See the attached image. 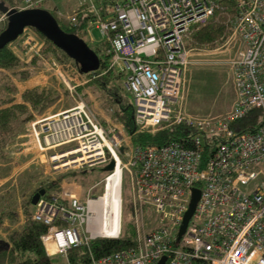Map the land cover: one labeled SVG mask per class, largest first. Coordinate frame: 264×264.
<instances>
[{"label": "built area", "instance_id": "1", "mask_svg": "<svg viewBox=\"0 0 264 264\" xmlns=\"http://www.w3.org/2000/svg\"><path fill=\"white\" fill-rule=\"evenodd\" d=\"M43 1L26 0L23 7ZM77 1L71 14L58 15L77 29L85 19L84 32L95 27L105 36L106 70L126 73L137 132L184 126L167 143L135 145L118 125L105 126L83 99L32 122L53 171L115 160L122 187L129 181L134 243L92 264H159L163 258V264H264V0H236L231 37L222 46L244 43L227 61L238 98L229 114L216 119L187 114L183 93L191 57L199 50L187 46L186 34L214 14L219 0ZM10 44L26 66L37 60L42 72L62 79L71 92L77 87L68 66L44 52L45 40L34 28L26 27ZM72 70L82 75L78 65ZM253 110L259 111L254 129L233 128ZM195 188L200 198L180 234ZM103 194L84 199L79 184L69 182L60 192L40 196L33 218L48 225L42 238L49 255L107 237L95 230L102 219L93 220L99 205L92 204ZM119 198L122 228L123 194ZM120 236L121 231L115 237Z\"/></svg>", "mask_w": 264, "mask_h": 264}, {"label": "trees", "instance_id": "2", "mask_svg": "<svg viewBox=\"0 0 264 264\" xmlns=\"http://www.w3.org/2000/svg\"><path fill=\"white\" fill-rule=\"evenodd\" d=\"M8 5L16 4L13 2ZM236 14V0H219V7L205 23L192 25L186 34L185 40L187 46L190 48L207 49L215 48L223 44L232 31ZM59 22L64 30L77 33L83 39L85 38L82 35L87 36V32L84 33L82 31V27H84L86 22L85 19L79 26V30L68 23L67 25L62 21ZM38 33L45 40V53L54 52L59 59L68 60L73 65H76L72 58L52 41L47 39L43 33L40 31ZM102 42L91 45L100 54V69L95 72L83 74L92 77L91 75L94 74L96 76L103 72L102 70L108 68L109 54L105 51L104 45L106 42L104 44ZM23 63L24 61L20 60L8 45L0 49V68L10 71L20 80L28 79L31 76L30 70L18 69ZM109 70H106L102 76L93 77L88 83L94 88H101L99 90H101L100 94L104 101L105 95H107L109 104L105 105L106 109L110 110L111 106H113V113H111L113 119L123 123L127 133L132 135V140L135 145L163 144L179 137L181 130L184 128L183 124L171 125L155 132H137L134 122V104L126 102L120 95L117 87L109 85L113 77L120 76L117 74L113 75L115 72L111 69ZM0 75V82L3 78L7 81L5 86L3 85L4 88L0 89L1 168V166L5 165L4 163L12 161L15 153L20 149L17 143L18 138L28 130V124L33 119L32 116L34 114L31 111L33 110L39 114L45 112L56 103L60 92L53 84L36 85L27 88L22 93V102H13L15 94L19 91L18 87L12 82L10 74L5 71H0ZM258 114V110L251 111L248 115L238 119L234 123L233 128L240 130L254 129L259 116ZM76 173L77 171L53 177L52 175L50 177H44L41 183L33 189L35 191L46 189V195L53 192V190L60 192L65 186L68 177L72 175L76 176ZM31 179L36 180L34 177H31ZM19 184V193L16 194L12 190L13 193L8 192L6 196L4 193L0 194V264H56L55 261L58 257L50 256L47 253L42 238L48 230V225L33 218L35 210V204L32 202L34 190L31 187H33V183L28 182L30 189L25 187V182H20ZM4 232L5 236L3 235ZM133 243L134 230H130L127 227L120 237L95 238L91 240L89 246L80 245L69 248L64 254V258L66 264H92L91 253L95 257H100L127 248L133 245Z\"/></svg>", "mask_w": 264, "mask_h": 264}, {"label": "rangeland", "instance_id": "3", "mask_svg": "<svg viewBox=\"0 0 264 264\" xmlns=\"http://www.w3.org/2000/svg\"><path fill=\"white\" fill-rule=\"evenodd\" d=\"M4 1L7 4L13 2L16 4L12 6L23 7L24 4H26L25 3L26 0H4ZM66 2L70 6L68 9L65 8ZM54 3L59 4V6L56 7L58 11L63 12L64 10L67 15L71 14L78 6L77 0L76 3L75 0H46L42 2L40 6L47 7L53 13ZM58 11L57 13L54 12L53 14H58ZM64 20L58 19V21H64L65 24H67L68 21L66 19ZM6 23L7 20H2L0 22V32L1 29L5 28ZM84 30L85 29H83L82 27L83 32ZM83 32L82 34L85 33ZM92 33L95 39H100V40L105 39V36L101 33V31L99 29H96L95 27L92 28ZM82 36H84V38L88 40V37L86 35H82ZM229 37H231V33L229 34L228 38ZM104 42H102V44H104ZM10 43L8 44L9 48H11L13 45V44L11 45ZM96 43L97 42H93L90 44V46ZM222 45L223 44L215 48L221 47L223 48V50L226 49V47ZM104 46L106 51L107 43ZM215 48L199 49L201 51L199 52L196 51L194 54L195 57L197 58V62H195V64L193 65L189 64L188 66L187 80L183 93V99H184V107L186 105L187 110L193 113L191 112L188 113L185 110V108L184 110L187 114H189L191 117L194 118L210 117L216 119L222 117L223 114L233 109L236 100L237 93H236V89L234 88L235 85L233 81V72L231 71L230 65L227 63V61H225L235 56V52L237 48L236 44L232 45L229 48V50L226 51V53H223L221 50H217L216 52H213ZM14 51L13 52L20 58V60L24 61V57L20 54L19 50L14 49ZM47 55L58 58V56L54 52H47ZM59 60L63 64H65V66H68L67 70L71 73V75H73L74 79H77L76 84L78 85L76 88L73 89L74 90L73 92L69 90L67 84L62 79H60L53 73L48 74L42 72L45 71L46 69L43 68L41 63H39L37 60H35V64L31 66H26L24 62L22 66L18 68L22 70L24 69L30 70L31 76L25 80H20L15 74H12L10 71L0 68V71H5L6 73L10 74V78L12 82H14V84H16V86L18 87L19 91L15 94L14 97L15 99L13 102H17L18 100H20L22 98V93L28 87H32L34 85L36 86L41 84H46V85L53 84V86L56 87L60 92L59 98L56 101V103L53 104L51 107H49L45 112L39 114L33 110L31 111V113L34 114L32 116L33 119H31L28 124V130L25 133L21 134V136L18 138L17 143L20 149L15 153L14 159L12 161L8 163H4L5 165L1 166L0 168V194L4 193L6 196L8 192L13 193L12 190L15 191L16 194L19 193L20 182L23 183L25 182L26 184L25 187L28 189H30L28 182H32L33 187L31 188L33 189L34 187L38 186V184L41 183L46 173L49 174L48 177H50L51 175L53 177L74 171H77L76 176L72 175L68 177L65 186L66 184L68 185L69 182L78 183L81 189V196L84 199H87L90 196L97 197L105 192V177H107L108 175L107 172H110V171H106L105 169L107 164L85 169V171L84 169H78V168L62 170L61 172L53 171L51 164L48 161H46L48 157V152L46 153L41 149L40 143L36 135H34L33 131L31 132L32 122L37 120L39 117L45 114L48 115L66 108H70L76 105L77 101L83 99L88 106H90L92 109H94L97 112L99 118L101 119L102 123L105 126H107L108 124H110L109 126L111 127L118 125V127H120L122 136L129 135L125 130L123 123L113 119L111 115V113H113V106H111L110 110L106 109L105 105L109 104L107 100V95H105V101H104V99L101 97L100 94L101 90H99L101 88H97V87L94 88L92 85L90 86L88 83L91 79H93V77L102 76L105 69L102 70L103 72L97 74L96 76L94 74L91 75L92 77L87 76L85 74L76 76L74 74V71L72 70V68L75 67V65H73L68 60H61V59ZM214 60L216 61L220 60L222 62L218 63V62H214ZM109 61H110V55H109ZM111 70L115 72L113 73V75L117 74L120 76L113 77L112 82H110L109 85L117 87L123 99L129 102L131 100L133 103V95L127 89V86L125 87L126 84L124 83L126 79V73L121 74L118 72L117 69H111ZM41 73L45 75L46 80L44 82L42 79H40V82H38L37 76L40 75ZM6 82L7 81L5 78L1 80L0 89L4 88L3 85L5 86ZM18 83H20L21 86L20 88L18 86ZM20 89H24V91L21 94H20ZM106 112L109 113L110 121H108L106 115H103V113ZM15 163H19V164H15ZM7 176H9V178ZM31 177H34V179L36 180H32V179L30 180ZM33 190L34 193L37 192L35 191V189ZM56 191L57 190H53L54 193H56ZM30 192L32 191L30 190ZM122 194H123V222H122L121 234H123L125 229L128 227L130 228V230L132 229L134 230V235H135L134 224L133 221L131 220L132 219L131 203L129 204V200L131 197V190L127 178L124 179ZM61 254L64 256L65 253H61ZM57 257L58 259L55 261L56 264H66L64 257L60 255Z\"/></svg>", "mask_w": 264, "mask_h": 264}, {"label": "water", "instance_id": "4", "mask_svg": "<svg viewBox=\"0 0 264 264\" xmlns=\"http://www.w3.org/2000/svg\"><path fill=\"white\" fill-rule=\"evenodd\" d=\"M0 12L7 15L8 21L7 26L0 33V49L15 40L24 31L25 27L32 26L72 58L79 65L82 73L94 72L100 68L101 58L99 54L78 34L64 30L50 10L42 7L10 8L5 1L0 0ZM114 167L115 160H111L105 169L106 171H112ZM45 193L46 189L34 193L32 196L33 204H36L40 196ZM199 198L200 190L195 188L180 234L185 231ZM164 260L165 258L159 264H163Z\"/></svg>", "mask_w": 264, "mask_h": 264}, {"label": "bare ground", "instance_id": "5", "mask_svg": "<svg viewBox=\"0 0 264 264\" xmlns=\"http://www.w3.org/2000/svg\"><path fill=\"white\" fill-rule=\"evenodd\" d=\"M10 8L25 9L22 6H11ZM87 37H88L89 45L93 42L98 43L101 41H105V39H102V40L95 39L92 31L91 33H87ZM114 171L115 172L113 173V175L107 180L108 183H106L107 185H106L105 192L102 198L100 199L99 202H94L92 204L93 206L97 204L99 205L96 208V212H98V215H94L93 220L96 222L99 217L102 219V227L100 229H95V230H98L97 232H99L100 234L106 235L107 237H115L121 231V228H120V201L121 199L119 198V194L121 193L122 195V185L120 184L121 183L120 179L122 176L121 167L117 166L116 170L114 169ZM51 249L54 250V246H51ZM105 255H102L100 257H95L91 253V259L96 260Z\"/></svg>", "mask_w": 264, "mask_h": 264}, {"label": "crops", "instance_id": "6", "mask_svg": "<svg viewBox=\"0 0 264 264\" xmlns=\"http://www.w3.org/2000/svg\"><path fill=\"white\" fill-rule=\"evenodd\" d=\"M2 1H4V0H2ZM75 3H76V0H75ZM8 5V4H7ZM9 7H11L12 5H8ZM57 6H59V4H57V3H54V10H53V13L55 12V13H57ZM44 7V6H43ZM70 6H69V4L66 2V4H65V8H69ZM44 8H46V9H48L47 7H44ZM48 10H50V9H48ZM65 11L63 10V13H64ZM66 13V12H65ZM1 14H3L2 12H0V15ZM55 16H58V14H54ZM57 18V17H56ZM58 19V18H57ZM59 19H63L64 20V18H59ZM65 21V20H64ZM64 21H62V22H64ZM60 23V22H59ZM65 23V22H64ZM77 34V33H76ZM81 37V36H80ZM86 41V40H85ZM87 42V41H86ZM88 43V42H87ZM234 44H236V52H235V56L237 55V53H238V51L241 49V48H243L244 47V43H243V41L241 40V39H237L236 41H234L232 44H230L229 46H228V48H226V49H224V51H222L223 53H226V51L227 50H229V48L232 46V45H234ZM95 50V49H94ZM96 51V50H95ZM197 52H199V51H201V50H196ZM97 52V51H96ZM213 52H216L215 50L213 51ZM98 53V52H97ZM99 54V53H98ZM99 56H100V54H99ZM234 56V57H235ZM101 58V57H100ZM232 59V58H231ZM191 63H190V65H193V64H195V62H197V58L195 57V55H193L192 57H191ZM225 61H229V59L228 60H225ZM214 62H218V63H220V62H222V61H220V60H218V61H216V60H214ZM229 64V63H228ZM118 72L119 73H121V74H123V72H121V71H119L118 70ZM189 76V75H188ZM37 78H38V82H40V79H42L43 80V82L46 80V78H45V75L44 74H40V75H38L37 76ZM234 81V80H233ZM124 83H125V81H124ZM48 84V83H47ZM41 85H46V84H41ZM125 85V84H124ZM234 85H235V83H234ZM18 86H19V88L21 87L20 86V83H18ZM35 86V85H34ZM33 87V86H32ZM125 87H126V85H125ZM28 88H30V87H28ZM235 89H236V86L234 87ZM24 91V89H20V94L22 93ZM236 93H237V89H236ZM129 98V97H128ZM237 96H236V100H235V103H236V101H237ZM17 102H22V98L20 99V100H18ZM126 102H129V101H126ZM130 102L132 103V101L130 100ZM235 103H234V106H235ZM133 104H134V102H133ZM234 106H233V109H234ZM185 110L188 112V113H190L191 111H188L187 110V106L185 105ZM232 109V110H233ZM231 110V111H232ZM193 111V110H192ZM231 111H229V112H227V113H225V114H223V116L224 115H227V114H229ZM191 113H193V112H191ZM196 114H198V113H196ZM103 115H106L107 116V118H108V121H110V119H109V113H103ZM15 164H19V163H15ZM19 167V166H18ZM48 172V171H47ZM36 173H37V171H36ZM46 175L47 176H49V174H47L46 173ZM45 175V177H47ZM8 178H9V176H7ZM6 177V178H7ZM5 178V179H6ZM34 195V194H33ZM3 235L5 236V232L3 233ZM61 253H64V252H60V253H53V254H50V256H62V257H64Z\"/></svg>", "mask_w": 264, "mask_h": 264}, {"label": "clouds", "instance_id": "7", "mask_svg": "<svg viewBox=\"0 0 264 264\" xmlns=\"http://www.w3.org/2000/svg\"><path fill=\"white\" fill-rule=\"evenodd\" d=\"M39 5H40V4H38V5H36V6H32V7H39ZM27 8H31V7H27ZM42 8H43V7H42ZM2 15H6V14L3 13V14H1L0 16H2ZM6 20H7V15H6ZM5 27H6V26H5ZM27 27H32V26H27ZM25 28H26V27H25ZM25 28H24V29H25ZM32 28H34V27H32ZM4 29H5V28L1 29V31L4 30ZM34 29H35V28H34ZM35 30L38 31L37 29H35ZM0 33H1V32H0ZM22 33H23V32H22ZM22 33H21V34H22ZM11 42H12V41H11ZM9 43H10V42H9ZM9 43H8V44H9ZM8 44H7V45H8ZM76 65H77V64H76ZM78 66H79V65H78ZM100 67H101V66H100ZM79 68H80V67H79ZM99 69H100V68H99ZM99 69H98V70H99ZM96 71H97V70H96ZM94 72H95V71H94ZM82 74H83V73H82ZM233 80H234V79H233ZM45 247H46V246H45Z\"/></svg>", "mask_w": 264, "mask_h": 264}, {"label": "flooded vegetation", "instance_id": "8", "mask_svg": "<svg viewBox=\"0 0 264 264\" xmlns=\"http://www.w3.org/2000/svg\"><path fill=\"white\" fill-rule=\"evenodd\" d=\"M44 1H46V0H44ZM44 1H43V2H44ZM41 3H42V2H41ZM41 3H40V4H41ZM39 7H42V6L39 5ZM57 18L59 19V18H62V17H60V16L58 15Z\"/></svg>", "mask_w": 264, "mask_h": 264}]
</instances>
